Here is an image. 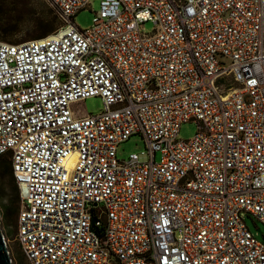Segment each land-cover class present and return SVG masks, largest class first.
Here are the masks:
<instances>
[{
	"label": "built area",
	"instance_id": "obj_1",
	"mask_svg": "<svg viewBox=\"0 0 264 264\" xmlns=\"http://www.w3.org/2000/svg\"><path fill=\"white\" fill-rule=\"evenodd\" d=\"M45 1L57 32L0 41V159L27 263L264 264L242 217L264 225V0ZM91 98L103 112H73ZM135 135L148 157L119 161Z\"/></svg>",
	"mask_w": 264,
	"mask_h": 264
},
{
	"label": "rangeland",
	"instance_id": "obj_2",
	"mask_svg": "<svg viewBox=\"0 0 264 264\" xmlns=\"http://www.w3.org/2000/svg\"><path fill=\"white\" fill-rule=\"evenodd\" d=\"M2 4L4 8L3 0H0V6H2ZM45 8L51 9L45 0H19L17 5L11 8L13 14L12 16L18 19L22 18L21 20L23 23L20 25L18 32L12 37H9V40L13 42L9 44H22L21 42H23L30 34H33V31H30V28L28 27L29 16H42V14L45 12ZM98 12L99 3L95 1L90 7L77 14V16L74 18V23L81 30H90L93 27V21ZM143 29V32L146 34H152L155 31V27L152 23L145 24ZM72 110L73 112L79 113L81 115H98L103 112L104 106L100 98H91L84 102L73 105ZM196 133V123H185L181 127L179 140L190 141L195 137ZM132 154L138 155L142 160H145L148 157L146 144L141 135L132 136L128 141L118 146L117 157L119 161H126ZM159 159L160 157L157 155L156 160L159 161ZM14 190L15 189L12 187L9 177L0 181V227L8 251L10 252L12 264H28L19 244L17 243L19 217L12 222H7V218L5 216V208L9 205L10 200L9 195H11ZM242 217L251 233L260 242L264 243V225L245 213L242 214Z\"/></svg>",
	"mask_w": 264,
	"mask_h": 264
},
{
	"label": "trees",
	"instance_id": "obj_3",
	"mask_svg": "<svg viewBox=\"0 0 264 264\" xmlns=\"http://www.w3.org/2000/svg\"><path fill=\"white\" fill-rule=\"evenodd\" d=\"M19 0H3V4L0 6V40L3 42L13 43L9 40L18 32L20 25L23 23L21 19L15 18L12 15V7L17 5ZM6 5V6H5ZM4 10V11H3ZM62 24L57 17L55 11L51 9H46L42 16H29L30 34L23 42L25 43L32 40H39L48 37L61 28ZM10 178L11 185L15 189L11 195H9V205L5 208V216L7 222H12L19 217L20 212V198L19 189L14 181L11 163L7 157L0 159V181Z\"/></svg>",
	"mask_w": 264,
	"mask_h": 264
},
{
	"label": "water",
	"instance_id": "obj_4",
	"mask_svg": "<svg viewBox=\"0 0 264 264\" xmlns=\"http://www.w3.org/2000/svg\"><path fill=\"white\" fill-rule=\"evenodd\" d=\"M0 264H12L10 252L8 251L6 242L4 240L0 227Z\"/></svg>",
	"mask_w": 264,
	"mask_h": 264
}]
</instances>
